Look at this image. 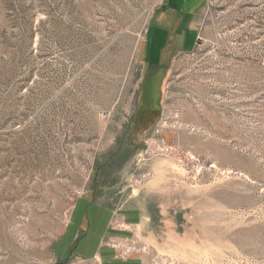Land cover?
I'll use <instances>...</instances> for the list:
<instances>
[{"label": "rangeland", "instance_id": "rangeland-1", "mask_svg": "<svg viewBox=\"0 0 264 264\" xmlns=\"http://www.w3.org/2000/svg\"><path fill=\"white\" fill-rule=\"evenodd\" d=\"M162 2L0 0V264H264V0Z\"/></svg>", "mask_w": 264, "mask_h": 264}, {"label": "flooded vegetation", "instance_id": "flooded-vegetation-1", "mask_svg": "<svg viewBox=\"0 0 264 264\" xmlns=\"http://www.w3.org/2000/svg\"><path fill=\"white\" fill-rule=\"evenodd\" d=\"M194 1L195 0H163L161 6L158 8L161 9L159 14L160 17L158 16L160 20L157 21L158 18L155 19L156 21L152 23L147 30L149 39L148 46L146 45L145 49L149 50L151 53L150 56L154 55L155 58H158V53L163 55V51H171L173 45L178 48H184L185 44L180 45L178 40H185L186 34L189 32L190 23L188 25L187 22H189L191 16L195 15L194 13L199 5V2ZM162 55H160V59H162ZM163 69L164 67L160 65L149 64V70L145 77L146 88H143L141 94L142 105L140 106L141 110L146 108V113L149 112L148 108L154 107L156 103V80ZM145 104L146 107H144Z\"/></svg>", "mask_w": 264, "mask_h": 264}, {"label": "crops", "instance_id": "crops-1", "mask_svg": "<svg viewBox=\"0 0 264 264\" xmlns=\"http://www.w3.org/2000/svg\"><path fill=\"white\" fill-rule=\"evenodd\" d=\"M194 2H201V0L199 1V0H195ZM100 205V204H99ZM101 207H105V206H103V205H100ZM126 219H127V216L125 217ZM128 220V219H127ZM72 221H73V218H72ZM82 222H83V220H82ZM104 238L102 237V241H101V244H105V241L103 240ZM107 246H109V245H107ZM110 247V246H109ZM92 259H95L96 260V262H97V264H102L103 263V258H102V256L100 255V252H97L96 254H94V257H92Z\"/></svg>", "mask_w": 264, "mask_h": 264}]
</instances>
